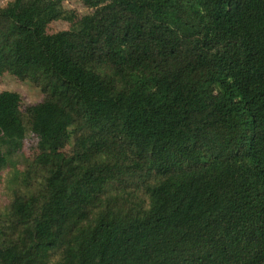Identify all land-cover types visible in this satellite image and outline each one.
<instances>
[{"label": "trees", "instance_id": "16d2710c", "mask_svg": "<svg viewBox=\"0 0 264 264\" xmlns=\"http://www.w3.org/2000/svg\"><path fill=\"white\" fill-rule=\"evenodd\" d=\"M64 1L0 8V264H264V0Z\"/></svg>", "mask_w": 264, "mask_h": 264}, {"label": "rangeland", "instance_id": "374dc122", "mask_svg": "<svg viewBox=\"0 0 264 264\" xmlns=\"http://www.w3.org/2000/svg\"><path fill=\"white\" fill-rule=\"evenodd\" d=\"M13 1L14 0H0V8L8 6V4ZM64 9L67 15L75 17L92 12V10L87 8L81 0H65ZM68 23L70 22L60 21V23L57 24L58 30L64 29ZM6 90L19 92L22 95L26 106L39 103L43 99L42 93L36 87L10 75H7L0 80V91ZM38 143V137L29 131L24 147V152L28 159L27 162L32 161L37 155L39 149ZM60 147L64 150L70 149V145L67 144V142H62ZM18 167L22 169L23 165H19ZM11 169L12 168H6L3 171H0V209L7 205L12 197L11 192L8 189L9 173Z\"/></svg>", "mask_w": 264, "mask_h": 264}]
</instances>
